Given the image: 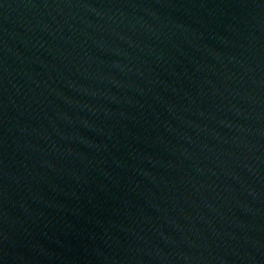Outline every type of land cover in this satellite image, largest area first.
<instances>
[{
	"label": "water",
	"instance_id": "1",
	"mask_svg": "<svg viewBox=\"0 0 264 264\" xmlns=\"http://www.w3.org/2000/svg\"><path fill=\"white\" fill-rule=\"evenodd\" d=\"M0 264H264V0H0Z\"/></svg>",
	"mask_w": 264,
	"mask_h": 264
}]
</instances>
